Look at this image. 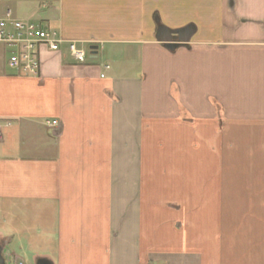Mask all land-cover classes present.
<instances>
[{
  "label": "crops",
  "instance_id": "1",
  "mask_svg": "<svg viewBox=\"0 0 264 264\" xmlns=\"http://www.w3.org/2000/svg\"><path fill=\"white\" fill-rule=\"evenodd\" d=\"M7 9L89 56L30 74L0 44L5 264H264V0ZM159 24L195 28L171 51Z\"/></svg>",
  "mask_w": 264,
  "mask_h": 264
},
{
  "label": "built area",
  "instance_id": "2",
  "mask_svg": "<svg viewBox=\"0 0 264 264\" xmlns=\"http://www.w3.org/2000/svg\"><path fill=\"white\" fill-rule=\"evenodd\" d=\"M0 44L11 49L8 66L30 74L38 72L43 49L59 51L66 45L77 61L85 62L88 57L86 48L81 47L76 41L66 40L57 31L42 28L33 20L17 18L11 9H7L0 16ZM48 124L58 126L59 122L53 120L48 121ZM15 264L25 263L17 261Z\"/></svg>",
  "mask_w": 264,
  "mask_h": 264
},
{
  "label": "water",
  "instance_id": "3",
  "mask_svg": "<svg viewBox=\"0 0 264 264\" xmlns=\"http://www.w3.org/2000/svg\"><path fill=\"white\" fill-rule=\"evenodd\" d=\"M194 25H187L183 28L170 29L165 27L162 24H159V41L163 42L164 46L171 50L175 51L177 48L187 45L191 39V36L194 31ZM98 49L97 45L90 47L92 53L96 52ZM0 264H5L4 259L0 254ZM39 264H49L47 261H41Z\"/></svg>",
  "mask_w": 264,
  "mask_h": 264
},
{
  "label": "rangeland",
  "instance_id": "4",
  "mask_svg": "<svg viewBox=\"0 0 264 264\" xmlns=\"http://www.w3.org/2000/svg\"><path fill=\"white\" fill-rule=\"evenodd\" d=\"M85 48H86V50H87V52H88V56H89V46H85ZM103 57H104V56H103ZM104 60H105V58H104V59H101V58H100L98 65L103 64Z\"/></svg>",
  "mask_w": 264,
  "mask_h": 264
}]
</instances>
